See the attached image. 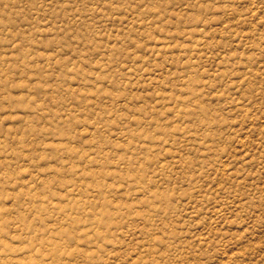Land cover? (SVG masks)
Listing matches in <instances>:
<instances>
[{"label":"rangeland","instance_id":"374dc122","mask_svg":"<svg viewBox=\"0 0 264 264\" xmlns=\"http://www.w3.org/2000/svg\"><path fill=\"white\" fill-rule=\"evenodd\" d=\"M0 264H264V0H0Z\"/></svg>","mask_w":264,"mask_h":264}]
</instances>
